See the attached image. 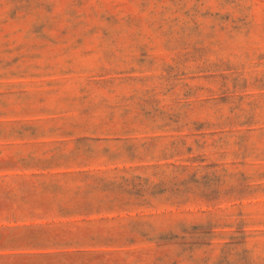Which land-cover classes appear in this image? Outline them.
<instances>
[{
  "label": "rangeland",
  "instance_id": "1",
  "mask_svg": "<svg viewBox=\"0 0 264 264\" xmlns=\"http://www.w3.org/2000/svg\"><path fill=\"white\" fill-rule=\"evenodd\" d=\"M0 264H264V0H0Z\"/></svg>",
  "mask_w": 264,
  "mask_h": 264
}]
</instances>
